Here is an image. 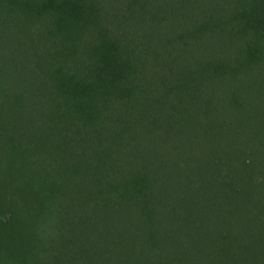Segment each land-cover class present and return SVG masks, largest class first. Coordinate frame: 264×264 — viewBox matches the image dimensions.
<instances>
[{
  "label": "trees",
  "instance_id": "trees-1",
  "mask_svg": "<svg viewBox=\"0 0 264 264\" xmlns=\"http://www.w3.org/2000/svg\"><path fill=\"white\" fill-rule=\"evenodd\" d=\"M0 264H264V0H0Z\"/></svg>",
  "mask_w": 264,
  "mask_h": 264
}]
</instances>
